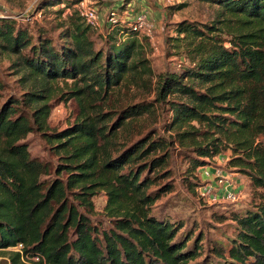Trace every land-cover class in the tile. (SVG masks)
Returning <instances> with one entry per match:
<instances>
[{
  "label": "trees",
  "instance_id": "1",
  "mask_svg": "<svg viewBox=\"0 0 264 264\" xmlns=\"http://www.w3.org/2000/svg\"><path fill=\"white\" fill-rule=\"evenodd\" d=\"M80 1L70 0L68 7ZM199 1L218 6L240 26L230 31L227 41L215 36L214 24H177L175 41L192 65L180 76H163L158 85L157 102L169 106L165 130L171 137L142 125L150 106H130L113 116L100 109L113 90L124 83H145L151 73L140 39L127 26L107 31L97 48L93 30L77 12L67 25L56 26L58 38L53 29L33 30L29 24L0 18V49L17 58V67L27 73L23 79L46 85L71 80L80 88L68 99L85 104L71 127L50 132L52 108L42 101L47 97L32 89L3 100L0 78L4 264H25L21 253L11 250L19 245L24 254L43 257L47 264L196 263L207 253L201 240L191 245L190 233L179 237L182 223L151 210L162 191H149L160 182L175 145L195 154L190 158L193 169L232 153L229 165L250 179L256 203L232 216L235 239L228 249L210 242L209 258L218 264H264V0ZM44 4L43 9L63 2ZM127 8L122 4L119 11ZM34 132L41 133L59 157L56 168L32 157L23 141ZM102 192L108 197L102 216L109 228L94 220V198Z\"/></svg>",
  "mask_w": 264,
  "mask_h": 264
},
{
  "label": "rangeland",
  "instance_id": "2",
  "mask_svg": "<svg viewBox=\"0 0 264 264\" xmlns=\"http://www.w3.org/2000/svg\"><path fill=\"white\" fill-rule=\"evenodd\" d=\"M42 1L0 0V18L14 19L23 26L29 24L33 30L38 27L53 29L55 37L58 38L60 32L56 26L63 23L67 25L70 17L76 13V7L70 8L68 7L71 3L70 0H62L63 4L59 6L43 9V4L45 3L44 6H46V3L51 0ZM89 1L99 10L103 23L106 22L110 10H118L122 4H126L128 8L121 15L135 18L137 11H147L157 24L154 46L148 40H139L142 45V56L150 62L151 67V73L144 77L146 82L141 84L124 83L113 90L111 97L100 109L104 113H109L108 116H113L114 112L127 109L130 106L138 104L150 106L149 112L140 120L142 125L157 130L161 136L171 137L173 133H166L165 130V124L169 120V106L167 103L157 102L158 85L163 76L172 74L180 76L185 69L192 65L183 54L184 49L179 47L181 44L175 41L177 24L185 20L200 24H214L218 29L215 36L217 35L227 41L231 40L229 39L231 38L230 31L240 24L234 22L229 15H222L218 6L199 0ZM182 5L184 7L180 9L179 6ZM106 33V25H104L103 30L91 31L97 48L103 46ZM155 47L158 50H155ZM16 63L17 58L15 56H10L0 49V78L5 84L3 100L10 96H22L35 90L34 92L37 94L47 97L42 101L49 103L52 108L48 131L61 132L71 127L81 115L82 106L85 104L81 105L76 99L68 98H70V92L79 89L80 86L71 80H60L48 85L44 81H35L34 78L26 81L23 77L27 73L21 71ZM176 98L177 96L169 97L168 101ZM84 108L85 111H93L87 107ZM260 139L264 142V137ZM23 142L28 145L33 158L50 162L54 168L60 163L59 157L50 149L51 145L46 142L41 133H31ZM231 157L232 153L228 151L217 156L215 160L207 159L208 164L203 167H208V170L215 177L220 175L224 178V182L230 185L229 191L234 190L233 193L237 196L236 201L224 199L212 201L203 198L200 187L208 181V178L203 174L205 169L203 170L202 167L193 169L190 158H196L195 154L178 145L171 149V161L165 172H161L160 182L149 191V193L162 191L160 198L151 207L153 215L170 219L177 224L182 223L184 227L180 231L179 237L190 233L193 239L191 245L194 240L200 239L205 246L206 255H202L194 264H207L211 261L213 264H218V259L209 258L210 242H212V246L221 243L228 249L231 246V241L237 235L235 223L231 219L232 216L235 213L243 214L251 210L256 203L253 198L250 179L229 165ZM221 187L222 185L218 186V188ZM107 201L108 197L104 192L94 198L98 213L97 219L94 220H99L98 225L102 228L110 227L109 220L102 216ZM5 259L0 256V262L3 264ZM219 264L227 263L225 260H220Z\"/></svg>",
  "mask_w": 264,
  "mask_h": 264
},
{
  "label": "built area",
  "instance_id": "3",
  "mask_svg": "<svg viewBox=\"0 0 264 264\" xmlns=\"http://www.w3.org/2000/svg\"><path fill=\"white\" fill-rule=\"evenodd\" d=\"M75 7L78 16L84 24L93 31L103 30L104 25H106L108 32H111L119 26H127L139 39L148 40L154 46L157 24L154 22L153 18L149 16L147 11L144 12L139 10L135 13V18H131V16L125 17L121 15V13L125 11L121 12L119 9H113L110 10L106 22L103 23L99 10L89 0H82ZM155 50L158 49L155 47ZM215 159L216 158L213 160ZM202 169H205L203 174L208 178V181L200 187L201 196L203 198H208L212 201H217L218 199L237 200L236 194L229 191L230 185L224 182L223 177L220 175L215 177V175L208 170V167H202ZM220 185H222V187L218 188ZM221 192H223L224 195H222ZM23 249V245H19L11 250L20 252L22 261L25 264H47L43 257L24 254Z\"/></svg>",
  "mask_w": 264,
  "mask_h": 264
},
{
  "label": "crops",
  "instance_id": "4",
  "mask_svg": "<svg viewBox=\"0 0 264 264\" xmlns=\"http://www.w3.org/2000/svg\"><path fill=\"white\" fill-rule=\"evenodd\" d=\"M233 191H234V190H233V189H231V192H233ZM221 194H222V195H224V193H223V192H221Z\"/></svg>",
  "mask_w": 264,
  "mask_h": 264
}]
</instances>
